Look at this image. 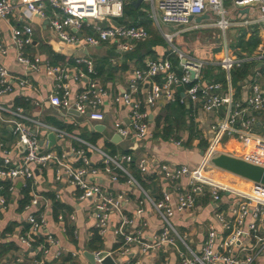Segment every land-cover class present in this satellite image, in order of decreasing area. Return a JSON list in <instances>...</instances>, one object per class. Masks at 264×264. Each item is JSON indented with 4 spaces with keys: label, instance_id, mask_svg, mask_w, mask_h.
<instances>
[{
    "label": "built area",
    "instance_id": "built-area-1",
    "mask_svg": "<svg viewBox=\"0 0 264 264\" xmlns=\"http://www.w3.org/2000/svg\"><path fill=\"white\" fill-rule=\"evenodd\" d=\"M128 0H17L18 6L24 8L32 17L47 19L51 10V28L56 37L63 43L79 46L83 44L79 35L85 29L92 32L84 39V43L97 47L103 43H116L121 51L133 50L132 42H145L150 34L138 26H109L102 27L100 23L107 19L123 17L124 6ZM146 13L154 27L160 30L172 53L177 55L178 66L174 70L168 59H149L143 69L137 70L129 81L128 91H124L114 98L117 104L129 107L130 124L122 121L114 123L115 133L123 139L132 135L137 140H144L152 136L149 130V115L144 109L143 102L136 99V95L146 82L152 80L151 88L147 92L146 104L149 107L156 105L158 100L165 99L167 103L186 104L190 101L202 104L204 112L224 115L216 119L210 126L212 135L210 144L205 150L203 158L195 169L187 166L160 167L163 179L175 186V199L171 191H166L160 201H155L143 189L141 183L130 172L129 166L136 164L142 175H148V160L140 159L137 162L131 155H109L85 142L66 130L48 125L30 117L22 107L7 106L0 102V121L12 125L15 136V148L0 142V154L3 165L0 167L1 190L14 192L20 181L22 186L31 188V200L26 205L28 213V231L20 237V242L30 250L39 249L42 259L35 264H65L64 251L59 241L48 231V218L38 207L39 197L36 193L37 177L35 167L45 169L50 164L56 166V181L67 180L80 192L79 199L91 204L95 217V233L104 241L110 234L118 245L115 252H93L96 264H101L106 256H112L117 264H141L137 256H150L156 252L176 255L179 264H264V185L252 183L247 190H236L214 179V165L212 160L220 153V146L225 138L240 141L245 149L246 161L264 167V132L257 134V113H264V75L257 64H264V52L252 55L242 54L233 50L226 40L220 52L213 60H203L193 57L176 49L173 40L178 33H167L162 26L187 28H217L224 37L232 27L264 25V0H232L234 9L238 11L235 18L225 8V0H143ZM16 5L12 0H0V20H8L14 13ZM249 8V14L244 15L241 10ZM212 14L214 22L203 25L196 19ZM251 15H259L250 18ZM239 20V21H238ZM181 30L180 32H182ZM12 44L16 50V62L21 65L25 74L40 72L42 66L55 77V85L49 96V103L67 113L75 110L80 115L88 116L91 123L103 122L105 113L102 106L108 97V92L100 85L95 64L88 58H77L74 67L68 69L62 66H53L49 61L44 62L40 57H30L25 52L32 44L33 28L31 24H24L21 28L12 29ZM0 54L7 55L8 48L4 43L0 30ZM245 66H253V74L249 80V93L244 100L235 98L232 74L242 70ZM207 68L220 69L225 77L226 86L219 82H206L204 72ZM192 73L194 78H192ZM164 76L162 85L155 83V79ZM72 79L85 88L74 92L68 80ZM34 89L32 82L26 78L13 76L7 67L0 63V97L12 93L15 87ZM187 87L185 96L178 97L177 89ZM36 106L40 102H34ZM76 125V124H75ZM46 130L53 133L58 141L73 138L81 143L79 149L68 153L45 152L40 143L38 132ZM19 150L17 157L14 150ZM88 150L99 152L107 167H114L117 171L112 175V181H119L120 177L128 185L137 187L143 193V201L139 202L136 215L125 213L123 204L127 201L125 193L112 194L104 190L94 181L100 170L92 167L87 156ZM72 156L82 165L75 167ZM19 160V165L15 164ZM187 179V185H181ZM229 193L232 201L227 209H219L215 213L213 223L207 227V236L200 249L192 248L187 234H181L173 223L177 214L193 212L199 200L210 197L214 203L222 201V195ZM149 202L162 225L157 233L148 239L142 229L147 222L140 224L136 229L137 218L144 213V204ZM0 208L8 206L5 196L0 197ZM115 217V221H113ZM63 221L62 215L58 216ZM71 220H75L71 216ZM53 249H55L53 251ZM133 255L134 258H129ZM72 260L67 264H77V253L71 255ZM136 259V260H135ZM20 259L4 260L3 264H19ZM164 264H170L165 260Z\"/></svg>",
    "mask_w": 264,
    "mask_h": 264
},
{
    "label": "crops",
    "instance_id": "crops-1",
    "mask_svg": "<svg viewBox=\"0 0 264 264\" xmlns=\"http://www.w3.org/2000/svg\"><path fill=\"white\" fill-rule=\"evenodd\" d=\"M12 1L16 5L14 13L8 20H0L2 37L8 48L7 55L0 54V63L7 67L13 76L30 80L34 89H22L16 86L12 93L7 96H1L0 102L10 107H22L30 117L48 125L64 129L71 135L93 144L96 148L109 155H113V151H116L114 155H126L124 154L125 151H130L131 153L129 155H131L136 162L146 158L148 160V175H142L137 169L136 164L129 166L130 172L137 178L143 189L155 201L162 200L163 194L166 191H171L173 194L172 198L175 199L176 185L163 179L159 171L160 167L168 164L177 167L185 165L190 169H195L201 162L204 152L210 144L212 137L210 134V126L216 119L223 117L224 111L221 110L219 114H209L204 112L202 104H195L187 101L184 106H186L191 113L187 115L178 114L177 117L179 121L170 127V124L175 121V118H172L173 116H171V119L167 116L172 115L167 108L170 103H167L163 98L158 100L153 107H149L146 104V94L151 88V80L146 82L140 89L139 93L136 95V99L143 102L144 109L148 112L149 130L152 136L144 140H137L134 135H132L126 139L121 137V139L117 141L118 143L113 142L115 136H117L114 131V123L116 121H122L126 125H129V115L131 113L129 107L122 103H115L114 98L124 91H128L129 81L134 72L144 68L139 62L128 60L126 55L135 53L136 55L141 54L145 56L144 65L149 59H168L173 64L174 70L178 71V64L175 65L173 62L177 61L178 58L176 60V58L172 56L176 54H172L170 46H167L166 41L164 42L165 38L163 35L157 31L152 22L149 27L144 25V16L148 17L146 13V3L143 1L137 7L134 5V2L137 0H128L124 6L123 16H125L127 21H131L130 18L126 17V10H129L127 5H132L135 9L134 13L140 15V18L137 20L139 24L138 27L148 31L150 38L145 42H132L133 50L131 51H121L116 43H103L97 47L86 45L84 43L85 37L92 35V32L88 29L79 33L83 44L73 46L63 43L56 37L51 28V10L48 11L47 19H41L36 16L32 17L24 8L18 6L17 0ZM204 16L207 17L201 21L203 25L214 22L212 14ZM121 20H123V17L118 19L109 18L100 24L102 27L116 26V24L128 26L120 24L119 21ZM196 22H198L197 19ZM26 23L31 24L33 28L32 44L25 50L28 56L40 57L44 62L49 61L51 64L56 62L52 60L51 56H58L60 59L54 65L65 66L68 69L74 67L77 58H88L92 60L96 69L98 66L102 67L104 65L106 68L112 66L117 69L116 72L112 73L110 78L105 76L98 77L97 75L100 85L108 92V97L101 108L105 113V120L103 122L91 123L88 120V116H75L70 112L64 113L53 107L49 103L48 98L53 92L55 77L49 74L45 65L42 66L40 72H29L28 75L25 74L24 68L15 60L16 50L12 44V29L21 28ZM237 27H245L244 32L237 33V43H239L241 38L248 40L254 32H257L260 37V44L253 54L264 52V25L252 24L250 26ZM173 28H176L177 31L175 30V32L172 33H178L176 39L185 34H189L191 37V33H194L193 31H197L198 29H208L207 27L196 29L192 27L181 28L168 26L169 30H173ZM181 30L183 31L180 32ZM150 31L158 32L164 38L163 42L154 44L153 40L155 36L151 35ZM218 31L220 30L218 29ZM215 35L216 34H214L213 38ZM237 38L235 39L237 40ZM218 42L221 43L222 41L218 40ZM208 46L205 48H208ZM202 47L204 48V46ZM210 48V50H205L209 53V51H212L213 46H210ZM235 50H240L238 45ZM149 52H152V54H149ZM242 54L247 53L242 52ZM62 58L65 60L62 61ZM199 58L202 59V57ZM124 67H128L129 70H124ZM252 67L253 66H250V72L241 80L238 86L233 85L234 91L236 92L235 98L237 100H244L249 93V80L256 67L261 69L264 75L263 63L257 64L254 69ZM209 70L213 71L215 76L221 73L220 69L207 68L204 72V77ZM161 77L164 82V76ZM205 80L206 82H219L222 83L224 87L226 86V83L223 81H214V79L206 78ZM68 82L74 92H78L85 88V83L78 84L72 79H69ZM163 82L159 83L157 79H155V83L159 85H162ZM186 89L187 87H179L177 92L184 97ZM34 102H40V105L36 106ZM256 116L258 121L255 126V132L260 134L264 132V113H257ZM191 121H193L192 127L190 124ZM97 125L104 126V130L102 132L96 131L95 127ZM49 135L50 133H47L46 130L38 132L40 143L45 152H55L59 154L68 153L73 149H79L81 147V143L78 140L67 138L61 142L57 141L54 146L50 148ZM92 140H96V143H92ZM15 141L12 125L0 121V142H4L7 146L15 148ZM18 154L19 150L17 151V149H15L14 156L17 157ZM86 154L91 161L92 167L100 170V173L96 177H92L91 181L99 183L102 188L109 193H125L127 195V201L123 204L124 211L129 216H135L136 210L139 207V202L144 200L142 191L133 185H128L124 178L120 177L117 182L112 181L111 177L116 174L117 171L114 167H107L104 164L103 157L99 152L88 150ZM220 154H227L244 160L246 159L245 149L242 143L233 138L224 139L218 155ZM18 158L19 157L16 159ZM18 161L15 160L16 165H19ZM72 163L75 167H80L82 165V163L73 156ZM2 165L3 157L0 154V167ZM34 169L37 177L35 191L40 200V207L38 208L41 212L45 213L48 218L47 231L59 241L60 248L64 251L63 260L65 264L69 262L66 261V258L73 253L78 254L76 259L77 264H91L89 259L84 255L86 251L91 253L95 251L115 252L118 249V245L111 234L108 238L104 239V241L102 240L103 244L101 249L92 248V239L95 234V217L92 213L91 204L88 201H81L79 199L80 192L67 180L61 182L56 181V166L54 164H50L45 169L40 170L36 167ZM216 170L217 172L223 171L214 166V173ZM224 172L226 173V171ZM231 175L235 176L233 174ZM245 181L248 182L246 183L247 189H250L253 182L248 180ZM219 182L223 183L222 180H219ZM2 184L0 180V186ZM19 184H22V182L19 181L16 184V190L14 192L0 189V197L5 196L8 203L5 210L0 208V243L12 242L16 247L15 250L7 254L6 258H4L0 264H3V261L7 259L13 261L19 258V264H35L36 261L42 259L39 249L30 250L20 242V237L28 231L29 225L26 222L28 213L25 211V208L23 211H19V203L23 199L22 189L24 188ZM181 185L185 187L187 185V179L182 180ZM234 187L236 190H243L242 187L237 185H234ZM30 196L32 197L31 192ZM231 201L232 197L229 198L228 194L222 195V201L219 204L214 203L210 197L202 198L199 200L198 206L193 212L184 214L176 213L173 218V223L181 234H187L189 236L192 248L198 250L207 236V227L214 221L216 211L219 209H227ZM59 215L64 217L63 221L58 220ZM71 216H74L75 220H71ZM113 221H115V217H113ZM143 221L148 224L142 229L143 235L151 239L160 229L162 222L149 202H145L144 213L140 218H137L135 225L136 229H141L142 226L140 227V224ZM54 250L55 249H53V251ZM129 258H134V256L131 255ZM136 259H141V264H164L165 260H169L170 264H179L176 255L171 251L169 253L160 251L146 257L137 256ZM49 264L53 263L50 262Z\"/></svg>",
    "mask_w": 264,
    "mask_h": 264
},
{
    "label": "trees",
    "instance_id": "trees-1",
    "mask_svg": "<svg viewBox=\"0 0 264 264\" xmlns=\"http://www.w3.org/2000/svg\"><path fill=\"white\" fill-rule=\"evenodd\" d=\"M129 10L127 11L126 10V17L130 18L131 21H127L125 16H123V20L119 21L120 24H125V25H128V26H139V24L137 23V20L138 18H140V15L134 13V8L132 5H127ZM126 6V7H127ZM145 15V14H143ZM150 18L147 17V16H144V20H145V23L144 25L149 27L151 26V19L149 20ZM151 35H154L155 39L153 40V43L156 44V43H160V42H163L164 38L158 33V32H151ZM187 37H190L189 34H185V35H182L181 37L177 38L176 37L174 38L173 40V45L176 49L184 52V53H187L193 57H196V58H199L201 57L199 53H195L196 50H192L190 48V46H188L187 43H185L186 41V38ZM166 40H164L165 42ZM167 44V42H166ZM215 44L218 45L220 44L218 42V40L215 41ZM260 44V37L258 35L257 32H254L252 34V36L248 39V40H245V39H240L239 40V43H238V47H239V51L242 53H247V55H252L254 53V51L257 49V47L259 46ZM145 46V45H144ZM167 46H169L167 44ZM191 49V50H190ZM172 51V50H171ZM205 51V50H204ZM203 51V52H204ZM220 50H217V46H213V49L210 53H208L206 51V57H203L202 59L203 60H213L214 59V53L216 52H219ZM199 52V51H198ZM149 54H152V52H149ZM174 54V53H172ZM127 56V59L128 60H133V61H136V62H139L140 64H142V66L145 67L144 65V60H145V56H142L141 54L140 55H136L135 53L133 54H128L126 55ZM173 57L176 58L177 60V55H172ZM52 57V60L54 61H59V57L58 56H51ZM201 59V58H199ZM65 60L62 58V61ZM52 61V63H53ZM56 62H54L52 65L53 66H57V65H54L56 64ZM175 65L178 64V60L177 61H173ZM74 63V61H73ZM250 66H245L244 69L242 70H236L233 72L232 74V83L234 86H238V84L241 82V80L247 76V74L250 72ZM116 68L112 67V66H109L108 68H106V66H98V68L96 69V72H97V75L98 77H101V76H105L107 78H110L112 76V73L113 72H116ZM124 70H129L128 67H124ZM221 73L220 74H217L216 76L213 74V71L209 70L206 72V75H205V78L206 79H214V81H223L225 82V77H224V74L222 71H220ZM157 81L159 83L163 82V78L161 76H159L158 78H156ZM182 95L179 93L178 94V97H181ZM168 110H170L171 114L172 115H167L168 118L171 119V116H173L172 118L174 119L175 118V121H173L172 124H170V127H172L174 124H176V122L179 121L177 115L178 114H184V115H187V114H190L191 111L189 109L186 108V106H184L183 104H180L179 102H176V103H170L168 104L167 106ZM180 114V115H181ZM191 127L193 126V121H191ZM92 143H96V140H92ZM116 151H113L112 154L114 155ZM131 152L130 151H125L124 154L126 155H129ZM30 192H31V188H30V185L27 187V188H23L22 189V195H23V199L21 200V202L19 203V211H23V209L25 208V206L30 202L31 200V196H30ZM6 194V193H5ZM97 244V245H96ZM103 244V241L101 239V237H99L96 233L94 234L93 236V239H92V248L95 247V249H101V246ZM16 247L14 245V243L12 242H1L0 243V263L1 261L6 258L7 254L12 251V250H15ZM72 260V257L71 255L66 258V261H71Z\"/></svg>",
    "mask_w": 264,
    "mask_h": 264
},
{
    "label": "rangeland",
    "instance_id": "rangeland-1",
    "mask_svg": "<svg viewBox=\"0 0 264 264\" xmlns=\"http://www.w3.org/2000/svg\"><path fill=\"white\" fill-rule=\"evenodd\" d=\"M225 8L230 12L232 18L236 17L238 11L234 9L232 0H225ZM257 17H259V15H251L250 18H257ZM162 30L164 32L172 33V32H175L176 28L175 29L173 28V30L172 29L169 30L168 26H164L163 25L162 26ZM194 30H196V29H194ZM157 31L160 34H162V32L160 30H157ZM244 31H245V27H232V28H230L227 31V34L224 37L222 32L218 31V29H216V28L198 29L197 31H193L194 33H191L192 34L191 37H187L186 38L185 43H187L188 46H190V48L192 50H194V51L196 50L195 53H199L200 56L203 58L204 56L206 57V52H203V51L205 49L210 50L211 49L210 46H214V48H215V46H217V50H221L222 49V45L224 43V40H226L227 43L229 44V46L233 50H235V48L238 45V43H237L238 42V38H237L238 34L237 33L244 32ZM214 34H216V35L213 38ZM235 38H237V40ZM216 40H221L222 42L220 44L216 45L215 44ZM202 46H204V48L208 46V48L204 49ZM170 48H171V46H170ZM209 53H210V51H209ZM214 54H216V52ZM238 178L239 177L232 176L230 173H227V172L225 173L224 171H221V172L218 171L217 172V170H216V172L214 173V179L217 180V181L222 180V181L231 183L233 185H237L239 187H242L244 191L249 190V189H247V184H246L248 182L243 180V179H241V178H239V179Z\"/></svg>",
    "mask_w": 264,
    "mask_h": 264
},
{
    "label": "water",
    "instance_id": "water-1",
    "mask_svg": "<svg viewBox=\"0 0 264 264\" xmlns=\"http://www.w3.org/2000/svg\"><path fill=\"white\" fill-rule=\"evenodd\" d=\"M143 0H137L134 2L135 6H139ZM242 14H248L249 8H244L241 10ZM207 16H203L198 18V22H201L204 18ZM116 26H119V24H116ZM183 28V26H181ZM192 78H194V74L192 73ZM71 114L75 116H79L80 114L76 112L75 110L70 111ZM95 130L98 132H102L104 130V126L97 125L95 127ZM119 139H121L120 136H115L113 142H117ZM49 141H50V148L54 146V144L58 141L53 133H50L49 135ZM118 143V142H117ZM213 165L216 168H219L223 171H226L228 173H231L235 176H238L242 179L251 181L253 183L262 184L264 185V167L251 163L249 161H246L241 158H237L231 155L227 154H220L217 157H215L213 160ZM22 185V184H19ZM229 194V193H227ZM90 261L91 264H96L95 256L93 253L86 251L84 254ZM101 264H117L116 261L112 258V256H106Z\"/></svg>",
    "mask_w": 264,
    "mask_h": 264
},
{
    "label": "bare ground",
    "instance_id": "bare-ground-1",
    "mask_svg": "<svg viewBox=\"0 0 264 264\" xmlns=\"http://www.w3.org/2000/svg\"><path fill=\"white\" fill-rule=\"evenodd\" d=\"M223 184L227 185L229 188L235 189L234 185L228 182L223 181Z\"/></svg>",
    "mask_w": 264,
    "mask_h": 264
}]
</instances>
